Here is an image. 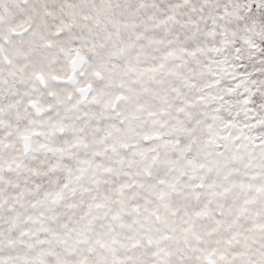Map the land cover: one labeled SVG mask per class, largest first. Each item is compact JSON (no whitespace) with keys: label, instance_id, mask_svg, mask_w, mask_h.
Instances as JSON below:
<instances>
[{"label":"snow or ice","instance_id":"1","mask_svg":"<svg viewBox=\"0 0 264 264\" xmlns=\"http://www.w3.org/2000/svg\"><path fill=\"white\" fill-rule=\"evenodd\" d=\"M0 264H264V0H0Z\"/></svg>","mask_w":264,"mask_h":264}]
</instances>
